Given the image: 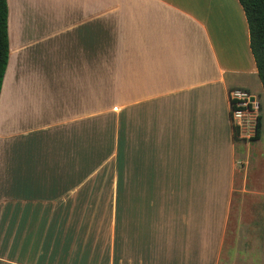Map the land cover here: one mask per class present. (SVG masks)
<instances>
[{"label": "crops", "instance_id": "crops-1", "mask_svg": "<svg viewBox=\"0 0 264 264\" xmlns=\"http://www.w3.org/2000/svg\"><path fill=\"white\" fill-rule=\"evenodd\" d=\"M6 2L0 264H264V93L237 0ZM233 89L257 140L233 138Z\"/></svg>", "mask_w": 264, "mask_h": 264}, {"label": "trees", "instance_id": "trees-1", "mask_svg": "<svg viewBox=\"0 0 264 264\" xmlns=\"http://www.w3.org/2000/svg\"><path fill=\"white\" fill-rule=\"evenodd\" d=\"M245 17L248 29L249 50L255 63L257 76L264 93V0H237ZM7 2L0 0V90L8 59ZM239 130L233 126V138ZM259 136V119L250 140Z\"/></svg>", "mask_w": 264, "mask_h": 264}, {"label": "built area", "instance_id": "built-area-1", "mask_svg": "<svg viewBox=\"0 0 264 264\" xmlns=\"http://www.w3.org/2000/svg\"><path fill=\"white\" fill-rule=\"evenodd\" d=\"M230 97V118L232 125L245 129V124H250L249 132L254 134V129L259 118V104L255 98L247 91L242 89H233L229 93ZM250 122V123H247ZM253 136V135H252ZM251 136V137H252Z\"/></svg>", "mask_w": 264, "mask_h": 264}, {"label": "rangeland", "instance_id": "rangeland-1", "mask_svg": "<svg viewBox=\"0 0 264 264\" xmlns=\"http://www.w3.org/2000/svg\"><path fill=\"white\" fill-rule=\"evenodd\" d=\"M233 3V2H232ZM233 5H234V3H233ZM231 16L233 17V20H235V16H234V13H232V11H231ZM263 95H262V97H261V100H260V102H261V104H264V99H263ZM247 123H250V122H247ZM246 126H245V129L243 130V134L245 135V134H247L249 131V129H250V124H245ZM260 144H263V146H264V140L263 141H261L260 142ZM258 145V144H257ZM256 148H258L257 146L255 147V149ZM264 148V147H263ZM262 148V149H263ZM251 171L252 172H254L253 173V177L255 176V177H257L258 178V175H259V171H260V164L259 163H257V162H255V161H253L252 163H251V168H250V176L247 178L248 180H247V188H250V187H252V182H251ZM252 177V178H253ZM256 185H257V182H256ZM238 201H239V198H238V196H235L234 197V201H233V206H232V213H231V218H230V228H229V230H228V238H227V242L229 243L230 241V243H231V245L233 244L232 242H233V240H232V229H231V223H234L235 222V224L240 220V217H238V216H240L241 215V212H239L238 211V208H237V205H238ZM237 218V219H236ZM233 219V220H232ZM235 219V220H234ZM229 244H227V246H226V248H228L229 246H228ZM225 262V261H224ZM237 262H238V260H237ZM237 264V263H236Z\"/></svg>", "mask_w": 264, "mask_h": 264}]
</instances>
